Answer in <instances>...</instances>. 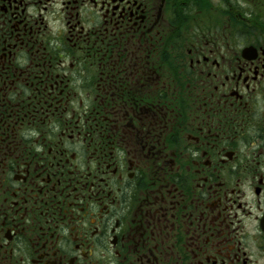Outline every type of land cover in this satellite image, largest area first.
Returning <instances> with one entry per match:
<instances>
[{"label": "flooded vegetation", "instance_id": "flooded-vegetation-1", "mask_svg": "<svg viewBox=\"0 0 264 264\" xmlns=\"http://www.w3.org/2000/svg\"><path fill=\"white\" fill-rule=\"evenodd\" d=\"M0 264H264V0H0Z\"/></svg>", "mask_w": 264, "mask_h": 264}]
</instances>
